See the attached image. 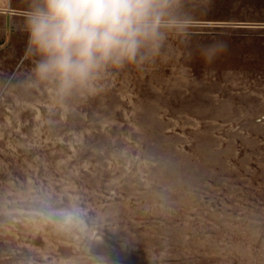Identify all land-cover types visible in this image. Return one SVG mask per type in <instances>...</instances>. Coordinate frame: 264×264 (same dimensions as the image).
Here are the masks:
<instances>
[{
	"label": "rangeland",
	"instance_id": "rangeland-1",
	"mask_svg": "<svg viewBox=\"0 0 264 264\" xmlns=\"http://www.w3.org/2000/svg\"><path fill=\"white\" fill-rule=\"evenodd\" d=\"M29 2L0 0V264H264V0H178L153 61L70 94Z\"/></svg>",
	"mask_w": 264,
	"mask_h": 264
},
{
	"label": "clouds",
	"instance_id": "clouds-1",
	"mask_svg": "<svg viewBox=\"0 0 264 264\" xmlns=\"http://www.w3.org/2000/svg\"><path fill=\"white\" fill-rule=\"evenodd\" d=\"M178 0H30L21 22L27 56L38 58L41 79L54 78L59 90H94L108 71L139 67L160 53L171 32L186 22L175 18ZM226 49L222 42L201 46L210 61ZM74 223L79 210H51Z\"/></svg>",
	"mask_w": 264,
	"mask_h": 264
},
{
	"label": "crops",
	"instance_id": "crops-1",
	"mask_svg": "<svg viewBox=\"0 0 264 264\" xmlns=\"http://www.w3.org/2000/svg\"><path fill=\"white\" fill-rule=\"evenodd\" d=\"M246 36H248V35H246ZM214 37H215V39H217L218 37H220L219 35H214ZM245 39H249V38H245ZM214 40V39H213ZM210 41H211V39H210ZM209 40H206V42L205 43H209L210 42ZM216 43V42H215ZM214 44V43H213ZM206 45H210V44H206ZM204 46V45H203ZM247 46H250V45H244V47H247ZM253 46V45H252ZM226 48H229V47H226ZM214 58V63H213V65H214V69H216V70H223V69H225V68H222V67H220V65H225V63H223V61H219L218 60V57H217V55L215 56V57H213ZM249 62V63H248ZM259 61L258 60H256V59H254V58H252V57H250L249 58V61H246L245 63H243V66H245V65H257V63H258ZM245 64V65H244ZM226 65H232L231 63H227ZM246 69H247V67H246ZM225 70H228V69H225ZM228 104H230V103H228ZM232 104V103H231Z\"/></svg>",
	"mask_w": 264,
	"mask_h": 264
}]
</instances>
